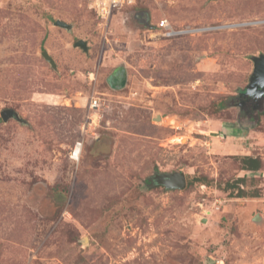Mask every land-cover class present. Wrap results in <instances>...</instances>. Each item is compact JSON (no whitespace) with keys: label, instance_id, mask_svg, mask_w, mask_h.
Wrapping results in <instances>:
<instances>
[{"label":"rangeland","instance_id":"374dc122","mask_svg":"<svg viewBox=\"0 0 264 264\" xmlns=\"http://www.w3.org/2000/svg\"><path fill=\"white\" fill-rule=\"evenodd\" d=\"M95 1L0 0V264H264V0Z\"/></svg>","mask_w":264,"mask_h":264},{"label":"water","instance_id":"95a60500","mask_svg":"<svg viewBox=\"0 0 264 264\" xmlns=\"http://www.w3.org/2000/svg\"><path fill=\"white\" fill-rule=\"evenodd\" d=\"M55 24L66 26V24L59 20H56ZM74 46L80 47L84 51L88 49L86 41L81 39L77 40ZM41 54L48 62L54 65L53 59L46 51H42ZM240 96L247 97V99L240 101L241 105H245L248 100H253L254 103H258V101L264 97V55L261 54L253 57L252 75L249 83ZM0 116L3 120H6L9 117L16 116V113L12 109H6L1 112ZM154 178L158 183L170 189H181L186 186L185 175L182 172L158 173Z\"/></svg>","mask_w":264,"mask_h":264},{"label":"built area","instance_id":"2783aa9c","mask_svg":"<svg viewBox=\"0 0 264 264\" xmlns=\"http://www.w3.org/2000/svg\"><path fill=\"white\" fill-rule=\"evenodd\" d=\"M125 0H96L95 1V6L97 13L101 18H108L112 9L117 7L119 4H123ZM158 27L162 30V34L165 37H174V36H180L186 33H189L190 28H184V29H175L173 28L167 19H161L158 23ZM90 108H97L99 105L98 99L97 98H91L90 99ZM94 120H92V123ZM85 129L84 125L81 128V131ZM83 147V137H79L74 145L72 146L70 152H69V158L72 159L73 161H78L80 156H81V150Z\"/></svg>","mask_w":264,"mask_h":264},{"label":"trees","instance_id":"16d2710c","mask_svg":"<svg viewBox=\"0 0 264 264\" xmlns=\"http://www.w3.org/2000/svg\"><path fill=\"white\" fill-rule=\"evenodd\" d=\"M240 98H241V100L247 99V97H244V96H242V97L240 96ZM249 101H253V100H248L246 102V104H248ZM243 159H244V162L246 164V168L249 169V170H256L259 167V165H260V161H259L258 158H253L251 156H245ZM146 181L148 182V184L152 183V179L151 178H148ZM237 196L243 197V196H246V194L244 192L240 191V192H237Z\"/></svg>","mask_w":264,"mask_h":264},{"label":"bare ground","instance_id":"6f19581e","mask_svg":"<svg viewBox=\"0 0 264 264\" xmlns=\"http://www.w3.org/2000/svg\"><path fill=\"white\" fill-rule=\"evenodd\" d=\"M237 25H240V24H237ZM192 31H193V30H192ZM192 31H191V29H190V31H189V32H192Z\"/></svg>","mask_w":264,"mask_h":264}]
</instances>
